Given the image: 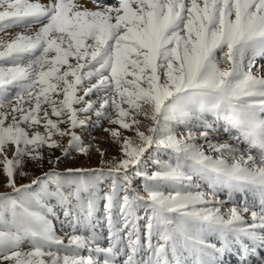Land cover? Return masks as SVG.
Segmentation results:
<instances>
[{
	"label": "snow or ice",
	"instance_id": "6c2138e0",
	"mask_svg": "<svg viewBox=\"0 0 264 264\" xmlns=\"http://www.w3.org/2000/svg\"><path fill=\"white\" fill-rule=\"evenodd\" d=\"M13 28L0 39V264H264V0H0V33ZM93 152L101 167L59 170Z\"/></svg>",
	"mask_w": 264,
	"mask_h": 264
},
{
	"label": "rangeland",
	"instance_id": "374dc122",
	"mask_svg": "<svg viewBox=\"0 0 264 264\" xmlns=\"http://www.w3.org/2000/svg\"><path fill=\"white\" fill-rule=\"evenodd\" d=\"M257 61H259L260 64H264V59L259 58V59H257ZM256 71H257V69L253 68V72H256ZM93 99H95V97H93ZM105 126H107V125H105ZM81 134L83 135L86 143L92 137H95L96 140L93 142L94 143L98 142L100 147L106 148L108 150L107 151V157L109 159L112 158L113 156H118L116 146L110 142V140L108 138V134L106 132H104L103 129H95V130L87 129V130H83ZM223 139L227 140L228 137L224 136ZM199 143H202V141H199ZM209 154H213V153H209ZM56 155H60V153L57 151ZM162 158L166 159L167 157H162ZM149 163L151 164V161ZM65 167L99 168V167H101L100 157L95 152L92 153L91 157H88V156H85L82 154H78V153H73L72 157L68 158V160L61 163L59 170L63 171ZM47 168H48V165L45 164L43 169L38 168V170L36 169L33 172H31L29 177L23 178V180L18 178L17 183L18 184L19 183H29L31 178H34L35 176L40 175L41 172L46 171ZM2 180H3V175H2V173H0V181H2ZM110 185H111V178L105 177V178H102L101 182L94 189V192L97 195V216H98V219L100 221V223L97 227V232L101 236L103 246H105V247L107 246L108 229H107L106 221L104 220V203H105V201L102 199V197L105 195V193L108 192ZM141 185H142V181L140 179H134V186L137 187L138 190L140 191L141 195H143L144 192H143ZM7 190L8 189H5L2 186V184H0V191H7ZM225 198H226L225 195L222 193L220 195V199H225ZM248 198H249V201L252 200L251 193H248ZM235 199L238 203H240V202H242L243 198L241 195L238 194L235 197ZM50 204L54 208L55 216L58 217V218L50 217L53 219V223L56 226L57 234L60 236L70 235L71 234L70 228L64 227L63 229H61L60 221L64 220V216H63V212H62L61 207L57 205L55 200L50 201ZM227 207H231V204L227 205ZM137 214L140 217H142V219L139 221L141 226L146 224V222H147L146 216L150 215V211L146 212L144 207H139L137 209ZM212 242L217 243V241L214 238L212 239ZM65 243H67L66 239H65ZM83 254L87 255V252H84ZM261 255L264 256V252H261ZM123 259H124L123 257L118 258L116 260V264H123ZM226 259H229L228 261H230V264H238V257H236L235 255L229 256ZM250 259L252 261V264H257V260L255 257H251Z\"/></svg>",
	"mask_w": 264,
	"mask_h": 264
},
{
	"label": "bare ground",
	"instance_id": "6f19581e",
	"mask_svg": "<svg viewBox=\"0 0 264 264\" xmlns=\"http://www.w3.org/2000/svg\"><path fill=\"white\" fill-rule=\"evenodd\" d=\"M41 2H46V0H41ZM83 2V0H82ZM104 3L108 4V5H112L116 3V0H104ZM93 5L91 3L88 4V7H92ZM21 31V29L19 28H13L11 30H9L7 33H0V39H9L11 37H13L15 35L16 32ZM259 59V58H258ZM256 63L260 64L259 61H256ZM38 170L37 167L33 166V165H29V167L27 168V171L29 172V176L31 174V172H33L34 170ZM27 178V177H26ZM20 180V179H19ZM23 180V179H22ZM229 257V256H228ZM229 259H227L228 261Z\"/></svg>",
	"mask_w": 264,
	"mask_h": 264
}]
</instances>
